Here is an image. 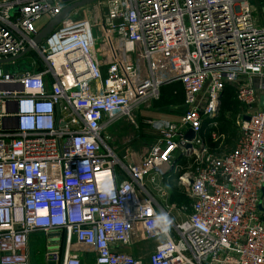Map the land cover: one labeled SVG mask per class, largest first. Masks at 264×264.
Instances as JSON below:
<instances>
[{
    "label": "built area",
    "instance_id": "2783aa9c",
    "mask_svg": "<svg viewBox=\"0 0 264 264\" xmlns=\"http://www.w3.org/2000/svg\"><path fill=\"white\" fill-rule=\"evenodd\" d=\"M94 4L96 14L77 18V8L36 43L35 23L66 3L0 0V264H32L37 232L60 237L44 264H140L120 249L138 234L159 242L150 264H264V22L251 0ZM173 81L184 90L180 122L163 123L139 163L118 160L104 122ZM227 84L246 112L234 149L216 154L203 125L223 136ZM179 149L194 170L177 168ZM150 172H175L189 206L158 201Z\"/></svg>",
    "mask_w": 264,
    "mask_h": 264
},
{
    "label": "rangeland",
    "instance_id": "374dc122",
    "mask_svg": "<svg viewBox=\"0 0 264 264\" xmlns=\"http://www.w3.org/2000/svg\"><path fill=\"white\" fill-rule=\"evenodd\" d=\"M251 4L254 8L255 18H261L262 13L261 9L264 6V0H251ZM98 12V7L93 3L90 5H86L81 7L80 10L76 13L77 18H81L84 16H88L90 14H96ZM51 18L48 15L42 16L35 25L38 29H41L43 25L47 24ZM11 68V66H10ZM12 69V68H11ZM172 88V85L167 87L168 90ZM167 100L162 99V101L145 103L140 108V114L137 115L135 109L131 113V115H124L119 119H116L114 122L110 123L104 129V138L115 153L116 157L127 162L130 160L129 153L139 154L140 146L142 145V141H155L159 134L157 135L152 129L149 128L148 117L145 115H141L142 111H153L156 112V107H166ZM167 108V107H166ZM164 110V109H162ZM183 110H178V112H182ZM246 112L244 106H242L235 98L234 91L230 90L226 97L224 98V102L220 107L218 118L220 121V129L218 128V134L221 133V136L217 141H214L211 138V141L207 138V144L211 145V151H226L233 148L235 145V141L237 140V136H239V124L242 121V116ZM240 121V122H239ZM151 125V123H150ZM222 127V129H221ZM220 134V135H221ZM225 135V138H224ZM187 169L192 171L195 169L193 162L187 164ZM155 175V174H154ZM153 173L150 172L146 175L144 179L145 188L150 192L158 201L163 204H174L178 208L181 206H189L185 202L181 205L173 203L170 200L171 193L173 190H180L185 198H189L188 193L184 185L179 183V178H159L156 176V181H152ZM152 182V183H151ZM144 194V191H141ZM185 201V200H184ZM191 202V200H190ZM174 214L176 217L184 218L187 214L185 211L175 210ZM58 241L60 239L59 236H47L44 233L37 232L32 235L31 241V256L33 259V264H44L43 263V253L45 248L48 245L49 240Z\"/></svg>",
    "mask_w": 264,
    "mask_h": 264
},
{
    "label": "crops",
    "instance_id": "0c3cea01",
    "mask_svg": "<svg viewBox=\"0 0 264 264\" xmlns=\"http://www.w3.org/2000/svg\"><path fill=\"white\" fill-rule=\"evenodd\" d=\"M90 5V4H89ZM84 7V6H83ZM81 8V7H80ZM261 13H262V17L257 19L260 22H264V6L261 9ZM105 70V68H104ZM169 85H172V88L170 90L167 89V87ZM162 99L167 100V108L166 107H156V112L153 111H142L141 115H145L146 117H148V121H146L147 123H149V128L152 129L157 135L159 134V137L156 138L155 141H142V145L140 146V152L139 154H133V153H129V157L130 160H128L127 162L121 160L118 158V160H120L121 162H125V163H139V161L143 160L145 158V153L147 152V149L159 144L161 137H162V133L160 130V126H162L163 123H171V124H177L180 122L181 120V116L182 114L186 111V107L184 105V90H183V86L180 82L176 81V82H168L165 83L161 86L160 89V96L157 100H148V101H144L141 102L140 104H138L134 109L135 112L138 114H140V108L143 104L145 103H152V102H160L162 101ZM164 109V110H162ZM183 110L182 112H178V110ZM140 110V111H139ZM124 115H120L118 116L116 119H119L120 117H123ZM115 119V120H116ZM115 120L108 122L105 121V127H107L108 124L114 122ZM217 120L219 126H220V121L219 118L215 119ZM104 127V129H105ZM219 128V127H218ZM104 129L102 132V136L103 139L105 141L104 138ZM188 130H186L187 132ZM218 131V129H217ZM185 132V134H186ZM206 134H209L207 132V130H205ZM221 134V133H219ZM222 135V134H221ZM225 138V135H224ZM207 141V140H206ZM106 142V141H105ZM237 140L235 141V145H236ZM107 144V142H106ZM235 145H233L235 147ZM109 146V145H108ZM209 146H211L209 144ZM110 147V146H109ZM231 148L229 150L226 151H212L216 154H223L226 152H229L231 150L234 149ZM111 148V147H110ZM211 149V147H210ZM116 156V155H115ZM117 158V157H116ZM174 159H175V165L177 166V168H181V169H186L188 166L187 164L189 163L187 161V159L182 156V152L181 149H179L175 154H174ZM120 174H123V172L120 170L119 171ZM153 176H152V181H156V176H158L159 178H164L163 176H159L156 172H152ZM155 174V175H154ZM169 178H174L175 176V172H172L168 175ZM152 183V182H151ZM159 243L158 240L157 241H150V240H146L142 237V235H135V238L133 240V242L130 245H126V246H121L122 250L128 251L131 254H133L134 256H136V258H138L140 260V264H150L149 263V256L150 254L153 252L155 245ZM80 251H78L79 253ZM91 257H93V255H91ZM92 262H93V258H92ZM32 264H33V260H32Z\"/></svg>",
    "mask_w": 264,
    "mask_h": 264
},
{
    "label": "water",
    "instance_id": "95a60500",
    "mask_svg": "<svg viewBox=\"0 0 264 264\" xmlns=\"http://www.w3.org/2000/svg\"><path fill=\"white\" fill-rule=\"evenodd\" d=\"M100 0H63V2L66 3L63 10L54 18H52L44 27H42L35 37L36 43H41L53 30L56 26H58L64 19L68 17L70 12L73 10L95 3ZM96 36V35H95ZM99 41V40H98ZM97 46V45H96ZM29 48L23 52L19 57L24 56L27 52H29ZM260 104L264 105V95L261 97ZM246 119L249 118V116H245ZM195 137V132L192 129H188V131L185 134V138L188 140L185 147L189 148L190 150L193 149L192 140ZM262 193L264 195V186L262 188ZM48 264H55V263H48Z\"/></svg>",
    "mask_w": 264,
    "mask_h": 264
},
{
    "label": "trees",
    "instance_id": "16d2710c",
    "mask_svg": "<svg viewBox=\"0 0 264 264\" xmlns=\"http://www.w3.org/2000/svg\"><path fill=\"white\" fill-rule=\"evenodd\" d=\"M230 90H233L234 91V96L236 98V87H235V85H233V84H227L226 87H225V89H224V92H223L221 105L223 104L224 98L226 97V95L228 94V92ZM218 121H221V120L219 119ZM203 129L204 130H207V132L209 133V130L207 129V124L206 123L203 125ZM219 129H220V126H219ZM221 129H222V127H221ZM204 135H205V138L206 139L208 138L211 141L210 133L209 134H206L205 133ZM237 138H238V136H237ZM170 200L173 203H176V204H179V205L183 204L184 202L186 204H189L190 203V200L188 198H185L184 194L180 190H178V189H175V190L172 191Z\"/></svg>",
    "mask_w": 264,
    "mask_h": 264
}]
</instances>
